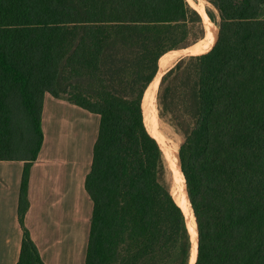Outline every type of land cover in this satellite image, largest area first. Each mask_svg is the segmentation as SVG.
Listing matches in <instances>:
<instances>
[{
	"label": "trees",
	"instance_id": "obj_1",
	"mask_svg": "<svg viewBox=\"0 0 264 264\" xmlns=\"http://www.w3.org/2000/svg\"><path fill=\"white\" fill-rule=\"evenodd\" d=\"M206 1L220 17L217 40L162 77L159 116L184 137L193 264H264V0ZM203 9L186 0H0V161L23 163L17 264H43L24 216L45 94L99 118L84 180V264L190 263L145 93L158 67L211 31Z\"/></svg>",
	"mask_w": 264,
	"mask_h": 264
},
{
	"label": "crops",
	"instance_id": "obj_2",
	"mask_svg": "<svg viewBox=\"0 0 264 264\" xmlns=\"http://www.w3.org/2000/svg\"><path fill=\"white\" fill-rule=\"evenodd\" d=\"M45 94L43 141L30 168L24 226L43 264H84L92 203L84 189L99 119ZM20 161H0V264H17Z\"/></svg>",
	"mask_w": 264,
	"mask_h": 264
},
{
	"label": "rangeland",
	"instance_id": "obj_3",
	"mask_svg": "<svg viewBox=\"0 0 264 264\" xmlns=\"http://www.w3.org/2000/svg\"><path fill=\"white\" fill-rule=\"evenodd\" d=\"M204 1L206 2L204 10L206 12L209 11L210 14L212 15V17H213V20H212L213 22L212 23L214 24L215 29L219 33V28H220V17H219V14H218L217 10L210 3H208L206 0H204ZM260 17L264 18V8L261 10ZM205 32H206V30H205ZM217 37H218V35H217ZM194 46L195 45H193V46L188 48V49L191 48L190 51H186L188 49L182 51L180 53L182 55L180 57H178L174 61V63L170 66V68L173 67V65H175L180 59L185 58L187 56H191V54H193L194 52L199 50V49L196 50L194 48ZM168 69L169 68H167L166 71ZM158 71H159V67H158ZM159 78L157 80L156 79L154 80L153 89H152L153 90L152 91L153 95H152L151 103H152V106L154 108V112L156 114V121L154 122V125H155V130L154 131H155L156 135H153V134L152 135L155 137V139L157 140V142H158V144H159V146H160V148L162 150L163 157H164V160H165V163H166L167 177H168V179L170 181V191H171V194H172L174 200L179 205L180 201H181V197H182V192H181V189H180L179 180L175 176V172H176L175 168H174V163L175 162L173 161L172 153H173V151H175L178 154L179 148H180L181 144L184 141V137L166 119L161 118L159 116V110H158V105H157V92H158V87H159V84H160V81H161V80L159 81ZM142 108H143V105H142ZM143 117H144V115H143ZM144 124H145V122H144ZM145 127H146V124H145ZM146 129H147V127H146ZM147 131L149 132V130H147ZM178 162H179V168H181L180 167L179 158H178ZM183 184H184L183 187H184V191H185L186 190L185 180H184ZM187 198H188V195H187ZM190 206H191V204L189 205V208L192 209V207H190ZM179 207H180V205H179ZM191 212H192V210H191ZM185 219H186V217H185Z\"/></svg>",
	"mask_w": 264,
	"mask_h": 264
},
{
	"label": "bare ground",
	"instance_id": "obj_4",
	"mask_svg": "<svg viewBox=\"0 0 264 264\" xmlns=\"http://www.w3.org/2000/svg\"><path fill=\"white\" fill-rule=\"evenodd\" d=\"M187 1L190 4L197 6L199 9L205 8V3L206 2L204 0H187ZM203 11H204V9H203ZM213 37H214V41H215V35L212 33V31H208L206 37L202 41H200L197 44H195L194 48L196 50L202 48L203 46L207 45L213 39ZM190 50H191V48L188 49V50H186V51H190ZM181 55L182 54H179V55H177V56L172 57L171 59H169L162 66V68L158 71V75H157V77L155 79L157 80L166 71V69L167 68H170V66L174 63V61L178 57H180ZM153 84H154V81L152 82L151 85H149V87H148V89H147V91L145 93V104H146V112H147V115L149 117V120L152 123V125L155 127L154 122L156 121V114L154 112V108H153L152 103H151L152 95H153L152 94ZM172 158H173V161L175 162L174 163V168H175V171H176L175 172V176L179 180L180 189H181V192H182V197H181L180 205H181V208L183 209V212L185 214L186 221H187V226H188L189 233H190V237H191V256H190V263L189 264H193L194 263V260L196 258V253H197L196 252V248H197V229H196V223H195L194 215L191 212V209L189 208L188 198H187L186 193L184 191V187H183V185H184L183 184L184 179H183V176H182V174L180 172V168H179V164H178V154H177V152L173 151Z\"/></svg>",
	"mask_w": 264,
	"mask_h": 264
},
{
	"label": "water",
	"instance_id": "obj_5",
	"mask_svg": "<svg viewBox=\"0 0 264 264\" xmlns=\"http://www.w3.org/2000/svg\"><path fill=\"white\" fill-rule=\"evenodd\" d=\"M187 1V0H186ZM189 4V3H188ZM197 11V10H196ZM198 12V11H197ZM203 13H204V16H205V18L207 19V21L209 22V24L210 25H208L209 27H210V29H211V31H212V33L215 35V41H216V39H217V35H218V31L215 29V27H214V24L212 23L213 21L210 19V17L208 16V14H207V12L204 10L203 11ZM198 14L200 15V17H201V19H202V22H203V25H204V28H205V30H206V23H205V20H204V18H203V15L201 14V13H199L198 12ZM215 41H214V43H215ZM174 66V65H173ZM172 68V67H171ZM171 68H169L167 71H165L161 76H160V78H159V81L162 79V77L171 69ZM157 75H158V73H157ZM157 75L155 76V78L157 77ZM155 78L153 79V81L155 80ZM152 81V82H153ZM152 82H151V84H152ZM150 84V85H151ZM154 138V137H153ZM180 172L182 173V171H181V168H180ZM182 176H183V173H182ZM183 179H184V176H183ZM185 180V179H184ZM186 184V183H185ZM185 193H186V196H187V191L185 190ZM188 202H189V199H188ZM189 205H190V202H189ZM191 207V206H190ZM192 210V209H191ZM182 212H183V210H182ZM192 213H193V211H192ZM183 214H184V212H183ZM194 215V214H193ZM184 216H185V214H184ZM195 218V217H194ZM196 223V222H195ZM197 229V228H196ZM197 245H198V237H197ZM196 252H197V248H196ZM196 256H197V253H196ZM196 261V260H195ZM195 263V262H194Z\"/></svg>",
	"mask_w": 264,
	"mask_h": 264
}]
</instances>
